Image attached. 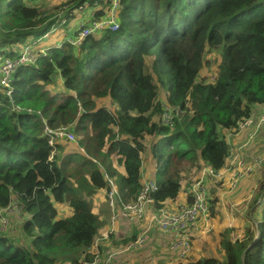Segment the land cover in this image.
I'll list each match as a JSON object with an SVG mask.
<instances>
[{
  "label": "trees",
  "instance_id": "16d2710c",
  "mask_svg": "<svg viewBox=\"0 0 264 264\" xmlns=\"http://www.w3.org/2000/svg\"><path fill=\"white\" fill-rule=\"evenodd\" d=\"M46 1L0 0V79L7 60L67 25L80 7L95 9L96 19L116 9L119 27L81 45L63 41L20 64L8 86L0 83V264H91L104 251L95 248L104 222L94 203L109 188L106 174L121 201L136 199L149 137L159 186L150 211L173 208L183 171L201 161L221 171L227 136L264 106V0H66L54 14L44 11ZM207 47L222 52L210 83L199 80ZM59 79L64 89L54 92ZM106 98L114 111L99 106ZM46 126H70L77 140L51 144ZM62 203L71 215H60ZM252 207L257 218L245 238L221 241L223 261L192 264H264V174ZM9 208L21 218L15 228L4 223Z\"/></svg>",
  "mask_w": 264,
  "mask_h": 264
},
{
  "label": "rangeland",
  "instance_id": "374dc122",
  "mask_svg": "<svg viewBox=\"0 0 264 264\" xmlns=\"http://www.w3.org/2000/svg\"><path fill=\"white\" fill-rule=\"evenodd\" d=\"M65 3L66 0H47L43 8L46 9L44 11L54 14L56 11H60L62 5ZM89 9L88 5L84 6V9L77 10L75 14L71 15L70 21H68L67 25H63L64 23L62 20V24L55 27L56 30L52 29L46 36H43L38 40L40 43L43 42V44L47 41L53 46L62 43L64 39L66 40L74 35L75 27L80 19H88L86 18V12L90 11ZM64 20H66L65 16ZM83 20L82 22H89ZM30 43L31 42L28 44ZM41 51L43 50L37 49L34 51V55L38 57ZM221 56V50L209 47L206 48L203 67L199 77L200 81L206 83L214 81L219 73ZM152 61V58L148 59L149 68L150 66L152 67ZM2 79L3 78L0 79V83ZM61 83L62 79H59L56 87L49 88L54 92L62 91L64 87ZM160 93L162 95L164 90L161 89ZM162 97L164 98V95H162ZM98 103L99 106H106L113 111L115 109V106H113L112 101L109 98L98 100ZM260 107V109H263L264 106ZM263 114L264 109L261 113L253 115V117ZM247 130H253L250 136H253L252 141H254L255 137L264 130V125L258 129L249 128ZM244 131L246 130L241 129L230 137H238V135L242 134ZM261 141L262 140L259 139L257 144L252 148L249 146L251 142L247 143L245 146L243 145L244 148L240 147V145L238 146L235 142H230V156L225 168L220 171L219 177H211L207 179L206 188L209 193L210 212L204 218L206 223L203 224L202 229L197 234H191L190 249L183 254L180 250L174 247L172 248L174 252L170 251L165 247V243L163 245L159 242H155L152 245H148V236L145 237L144 244L141 247H138L139 251H137L136 254L126 245H120V243L118 244L116 241L111 245L110 243L103 244L112 233L116 232L119 223L128 219H120L115 226H112L113 212L108 205L109 200L107 199V195L104 196L103 191H99L98 195L95 197V201L100 205H94V210L101 218L105 215L102 219L104 225L100 230L99 238L97 240V246L102 245L107 249L106 254L102 259L103 264H192L202 257H215L223 261L225 254L221 241L223 239H230L232 241L243 240L246 236L248 224H251L252 219L256 220L257 218V213L254 211L255 207H252V202L259 189L264 174V149H262L264 147L257 146ZM71 144L73 145L69 147H72V150H74L76 147L75 143ZM152 144L148 137L145 140L146 150L143 153V173L148 170V175L151 172V176L154 175L155 178L158 168L155 163L156 161L154 162L155 159L152 156ZM204 172L205 166L202 161L200 168L183 171L182 188L179 195L182 197L185 193H188L187 191H189V189L187 190L186 188L191 187L192 189L202 178ZM211 200L214 202L212 201L211 203ZM178 204H180L179 200L173 203V207ZM58 208L62 217H67L72 212L71 207L67 203L58 204ZM150 208H152V206L149 207V205H147L145 214H147L148 209L150 211ZM5 215V226L15 223V228L21 223V218L11 208L6 211ZM140 221L141 219H137L134 222L138 223ZM154 232L158 238H164L166 236V233L158 227L154 228ZM141 234L142 233H140V236H142Z\"/></svg>",
  "mask_w": 264,
  "mask_h": 264
},
{
  "label": "built area",
  "instance_id": "2783aa9c",
  "mask_svg": "<svg viewBox=\"0 0 264 264\" xmlns=\"http://www.w3.org/2000/svg\"><path fill=\"white\" fill-rule=\"evenodd\" d=\"M117 4L118 3L115 2V5ZM116 18L117 10L111 9L110 16L107 18L94 20L91 25L82 22L77 29L78 36L68 38V42L74 45H81L82 41L91 34H96L106 29L109 31H115L119 27V22L116 21ZM38 42L39 41H35L26 45L20 59L16 61L7 60L5 62L2 67V71L4 73L2 77L3 79L1 81L2 85L8 86L10 84L11 74L20 64L34 63L36 61L37 57L34 55L33 47ZM262 125H264V114L256 118L250 117L246 119L243 123H241L239 131L241 129L245 130L249 128L258 129ZM44 132L49 137L51 144H54V142L61 137H66L71 141L77 140V136L70 130V126H60L56 129L46 126L44 128ZM252 138L253 136H250V140ZM245 145L247 144H244V146ZM219 173L220 171L217 172L211 167H208L205 170L204 176L193 186L191 190L192 201L190 203L182 205L178 204L173 208H162L161 210H157V212L152 215L151 219L159 229L167 233H175V237L170 243L171 250H173L172 248L174 247L180 250V252L183 254L190 249L191 234H193L199 220L208 215L210 211L209 193L206 188L205 176L210 175L214 178H217L219 177ZM105 176L109 182V188L106 191V195L107 199L109 200L108 204L113 212L111 225L115 226V224L120 221V219L135 221L137 219L144 218L147 205L153 201L152 194L159 188L157 182L155 180H146L142 184V188L136 199L131 200L130 202H123L121 201L120 192L116 181L107 174ZM11 209L13 210V208ZM141 235L142 236L138 234L137 237L127 245V247H129V249H138V247H141L145 242L147 232L145 231ZM104 256L105 254L103 253L102 256L97 254L91 264H103L102 259Z\"/></svg>",
  "mask_w": 264,
  "mask_h": 264
},
{
  "label": "crops",
  "instance_id": "0c3cea01",
  "mask_svg": "<svg viewBox=\"0 0 264 264\" xmlns=\"http://www.w3.org/2000/svg\"><path fill=\"white\" fill-rule=\"evenodd\" d=\"M94 11H95V9L93 10V11H87L86 12V18H88L87 20H83V21H88V20H91V19H94ZM89 14V15H88ZM82 22V21H81ZM55 30H56V28H55ZM67 40V39H66ZM65 39H64V41H66ZM61 45V43H59V44H57L56 46H60ZM51 47H54L53 45H50L47 41L43 44V42H39L37 45H35L34 46V48H33V50L34 51H36L37 49H40V50H44V51H48V50H50V48ZM261 107L258 105V106H256L255 108H254V110H253V114L254 115H256V114H258V113H261L262 111H263V109H264V107H263V109H260ZM258 117V116H257ZM256 118V117H255ZM251 129H253V128H251ZM246 131H244L242 134H240V135H238V137L237 136H234V137H230L232 134H230V135H228L227 136V139H228V141H229V144H230V142H235V143H237V145L239 146L240 145V147H242V148H244L243 147V145L244 144H247L248 143V141L250 140V134L253 132V130H247V129H245ZM235 134V133H234ZM264 130L263 131H261L256 137H255V139H254V141H252V139L250 140V144H249V146H251L250 148H252L253 146H255L256 144H257V142H258V140L260 139V140H262L261 142H260V144H258L257 146H259V147H264ZM231 147V146H230ZM262 149H264V148H262ZM66 152H69V151H65V153ZM228 160V159H227ZM226 163H227V161H226ZM226 163H225V165H226ZM205 166V170L209 167V166H207L206 164L204 165ZM149 168V167H148ZM225 168V166L223 167V169ZM150 169V168H149ZM222 169V170H223ZM119 170L121 171V172H124V170H123V168H120L119 167ZM221 170V171H222ZM205 173V172H204ZM204 176V175H203ZM202 176V177H203ZM207 176L208 175H206L205 177H206V182L205 183H207V179H209V178H211L212 176H208V178H207ZM212 178H214V177H212ZM142 180H143V183L146 181V180H155L156 181V177L154 178V175L153 176H151V172L149 173V175H148V170L145 172V173H143L142 172ZM157 182V181H156ZM186 191V190H185ZM188 192V191H187ZM103 193H104V196L106 195V192H104L103 191ZM98 195V194H97ZM96 195V196H97ZM187 193H185L184 194V196H180L179 195V197H178V199H177V201L179 200V202H180V204L179 205H182V204H186L187 203ZM106 200V199H105ZM63 204V203H62ZM57 205V208H58V204H56ZM94 205H97V206H99L100 204L99 203H97V202H95L94 203ZM109 205V204H108ZM110 207V206H109ZM58 210H59V208H58ZM95 211V210H94ZM96 212V211H95ZM97 213V212H96ZM71 214H72V212H71ZM71 214H69V215H71ZM68 215V216H69ZM152 213H151V211H149V209L147 210V214H145V216H144V218H142L141 219V221L140 222H138V223H135L134 221H128V220H123V221H121L120 223H119V226H118V228L116 229V232L115 233H112L111 234V236H109L108 237V239L103 243V244H106V243H110V245L111 244H113V242H115V241H119V240H125V239H127V238H130V237H132L134 234H136V236L135 237H137V235L138 234H140V233H143V232H147L148 234H147V236H148V238H147V244L148 245H152L153 243H155V242H159V243H161V244H163L164 245V243H165V247H167L170 251H173V250H171L170 249V243H171V241H172V239L175 237V233L174 232H168V233H166V236L163 238H158L156 235H155V232H154V228L155 227H158L155 223H154V221L151 219L152 218ZM105 216V215H104ZM104 216H102V219H103V217ZM205 218V217H204ZM204 218H202V219H200L199 220V222L197 223V226L195 227V229H194V233L195 234H197L201 229H202V226H203V224L204 223H206V221L204 220ZM103 227V226H102ZM102 229V228H101ZM100 229V230H101ZM99 234H100V232H99ZM98 238H99V236H98ZM98 238H97V240H98ZM97 240L95 241V248H99V247H102L103 249H104V251H103V254H106V251H107V249H106V247L105 246H102V245H99V246H97L98 244H97ZM133 241V240H132ZM131 242V241H130ZM129 242V243H130ZM116 243H118V242H116ZM129 243H127V245L129 244ZM126 245V246H127ZM97 246V247H96ZM132 250V252L133 253H137V251H139V249H131ZM101 252V250H98V252ZM97 252V253H98ZM174 252V251H173Z\"/></svg>",
  "mask_w": 264,
  "mask_h": 264
},
{
  "label": "clouds",
  "instance_id": "9594fccd",
  "mask_svg": "<svg viewBox=\"0 0 264 264\" xmlns=\"http://www.w3.org/2000/svg\"><path fill=\"white\" fill-rule=\"evenodd\" d=\"M80 9H84V8L82 7V8H79V10H80ZM94 20H97V19L94 18ZM53 29L55 30V27H54ZM54 30H53V31H54ZM46 35H47V34H46ZM46 35H44V36H46ZM47 37H48V36H47ZM67 40H68V39H67ZM35 41H39V40L31 41V43H33V42H35ZM39 42H40V41H39ZM39 42H38V43H39ZM38 43H37V44H38ZM37 44H36V45H37ZM34 46H35V45H34ZM33 48H34V47H33ZM40 55L46 56V55H47V54H46V51H44V50L41 51V53L39 54V56H40ZM39 56H38V57H39ZM38 57H37V58H38ZM36 60H37V59H36ZM35 62H36V61H35ZM35 62H34V63H35ZM253 115H254V114H253ZM253 115H252V117H253ZM236 133H237V132H236ZM230 149H231V147H230ZM229 156H230V155H229ZM228 158H229V157H228ZM228 158H227V159H228ZM226 161H227V160H226ZM221 170H222V169H221ZM116 184H117V183H116ZM209 212H210V211H209ZM165 233H167V232H165Z\"/></svg>",
  "mask_w": 264,
  "mask_h": 264
},
{
  "label": "bare ground",
  "instance_id": "6f19581e",
  "mask_svg": "<svg viewBox=\"0 0 264 264\" xmlns=\"http://www.w3.org/2000/svg\"><path fill=\"white\" fill-rule=\"evenodd\" d=\"M112 253V252H111Z\"/></svg>",
  "mask_w": 264,
  "mask_h": 264
}]
</instances>
